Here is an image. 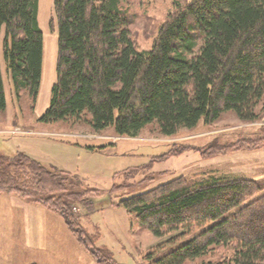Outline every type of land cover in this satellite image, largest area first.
<instances>
[{"label":"trees","instance_id":"16d2710c","mask_svg":"<svg viewBox=\"0 0 264 264\" xmlns=\"http://www.w3.org/2000/svg\"><path fill=\"white\" fill-rule=\"evenodd\" d=\"M37 1L0 0V64L15 101L23 93L30 108L41 72ZM52 1L55 80L38 122L83 119L94 132L111 128L113 134L129 137L155 124L161 135L172 136L198 122L212 124L225 112L241 121L264 115V0L176 3L148 50H138L130 35L129 0ZM1 76L0 65L3 111ZM236 144L233 149H257L264 146V136ZM0 194L55 213L95 263L117 264L72 214V207L91 205L90 198L98 194L82 177L23 153L0 154ZM113 206L158 238L182 232L171 239L176 240L189 228H199L155 259L159 245L150 249L145 264H182L214 249L227 254L209 264H264V230L251 231V222L255 228L263 223L257 214L264 211L261 180L180 175Z\"/></svg>","mask_w":264,"mask_h":264},{"label":"rangeland","instance_id":"374dc122","mask_svg":"<svg viewBox=\"0 0 264 264\" xmlns=\"http://www.w3.org/2000/svg\"><path fill=\"white\" fill-rule=\"evenodd\" d=\"M187 1L129 0L133 14L130 35L135 47L148 50L167 14L176 3ZM37 2L44 48L42 75L48 86H52L57 54L53 1ZM7 78L4 77L5 83L2 79L6 108L0 111V154L19 152L34 157L38 154L45 162L62 164L97 190L98 194L90 198L91 205H76L71 208L72 214L80 227L96 238L94 245L107 248L117 264H145L149 259L144 261L143 257L150 249L159 245L152 256L155 259L199 230L189 228L186 236L176 240L171 239L182 232L158 238L130 219L122 207L113 206L121 198L148 191L180 175L215 173L264 182V146L250 149L259 144L257 140L248 149H233L242 140L264 136V115L254 121H241L232 112H225L212 124L198 122L191 130L180 129L172 136L161 135L155 124L146 126L133 137L118 136L111 128L94 132L83 119L38 122L37 118L48 105L51 87L46 86L41 93L38 89L30 108L23 93L15 101ZM29 133L39 135L40 144H34L36 140L32 137L27 140ZM19 140L27 141L28 145ZM112 186L120 189L111 192ZM11 202L9 196L0 197V264H97L69 234L58 215ZM257 214L263 216V223L255 228L256 223L251 222V231L264 230V211ZM226 254L225 250L214 249L182 264L221 262Z\"/></svg>","mask_w":264,"mask_h":264},{"label":"crops","instance_id":"0c3cea01","mask_svg":"<svg viewBox=\"0 0 264 264\" xmlns=\"http://www.w3.org/2000/svg\"><path fill=\"white\" fill-rule=\"evenodd\" d=\"M43 45H42V49H41V61H43V56H44V51H43ZM41 63V72H40V83H39V91H40V93L41 92H43L44 91V89L45 88H48L49 86H51V84L48 86V81H44L43 80V63L42 62H40ZM3 63L1 62V75L3 76H1L2 77V79H3V82L5 83V81H4V77L5 78H7L6 76H4V75H6V72L4 71V67H3V65H2ZM5 72V73H4ZM8 79V78H7ZM46 86H48V87H46ZM45 103H43V104H41L40 105V110H42L43 111V109H44V107H45V105H44ZM27 135H29V137H30V139H27V140H31V137L32 138H35V143L34 144H40V143H38V141H37V136H39V135H31V133H29V134H27ZM28 137V136H27ZM28 137V138H29ZM19 142H21V143H24L25 145H28V143H27V141H25V142H22V140H19ZM30 157H32V158H36V161H39V162H41V163H43V164H51V163H49V162H45L46 160H44L43 159V157L42 156H38V154H36V156L34 157V156H30ZM39 159V160H38ZM54 166H56L57 168H59V169H61V170H64V171H68L67 170V168L65 167V166H63L62 164H60V163H58V162H54V163H52ZM71 173H73V172H71ZM7 196H9L10 197V199L12 200V204H16V205H18V206H22L23 208H25V207H28V206H33V208H34V206L35 207H37V208H41L40 210L41 211H43V212H45V214L46 213H49V214H55V213H52V212H50V211H48V210H46L45 208H43L42 206H40V205H36V204H32V203H28V202H26L25 200H23V199H21L20 197H18V196H16V195H13V194H0V197H7ZM17 200V201H16ZM56 215V214H55ZM59 217V216H58Z\"/></svg>","mask_w":264,"mask_h":264}]
</instances>
